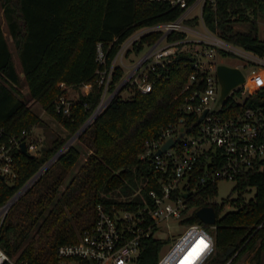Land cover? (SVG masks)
Returning a JSON list of instances; mask_svg holds the SVG:
<instances>
[{"label":"trees","instance_id":"1","mask_svg":"<svg viewBox=\"0 0 264 264\" xmlns=\"http://www.w3.org/2000/svg\"><path fill=\"white\" fill-rule=\"evenodd\" d=\"M7 28L0 18V145H11L15 137L26 142V133L40 126L42 119L27 104L22 82L30 97L67 130L33 155L13 144L12 172L0 176V207L6 204L62 145L87 121L103 92L99 84L96 44L112 43L106 56L110 65L120 43L136 28L174 19L178 9L151 0H0ZM264 15V0H216V7L204 9L206 24L223 30L232 45L264 58V39L258 35V18ZM235 23H248L237 30ZM7 36L16 49L22 74L17 72ZM159 32L143 35L128 53L140 54ZM183 36L173 31L167 39ZM115 39V40H114ZM185 53L165 68L149 72L155 80L152 90L116 94L61 154L9 206L0 221V245L16 261L25 264H56L57 248L77 241L93 224L96 205L134 208L148 200V190H159L157 170L139 155L147 138L175 117L178 91L193 70ZM125 73L115 67L108 86L113 91ZM89 91L70 100L68 112L57 107V98L67 90L59 84ZM224 105L236 109L264 107V86L244 103L233 98ZM227 108V107H226ZM228 115V114H225ZM23 130L25 132H23ZM264 162V161H263ZM14 172V173H13ZM255 188L253 198L245 193ZM235 197L217 202L216 185L202 188L188 198L192 214L182 222H200L214 235V250L204 264H238L252 252L253 264H264V169L258 165L236 180ZM226 205L231 209L225 210ZM211 206L215 222L206 224L196 210ZM165 240L150 236L143 240L135 264H157ZM232 249L225 260L223 255Z\"/></svg>","mask_w":264,"mask_h":264},{"label":"built area","instance_id":"2","mask_svg":"<svg viewBox=\"0 0 264 264\" xmlns=\"http://www.w3.org/2000/svg\"><path fill=\"white\" fill-rule=\"evenodd\" d=\"M151 1L164 2L170 8L178 9L179 14L169 21L136 28L120 43L110 65H106V56L112 43L106 47L102 42L96 44L95 72L104 89L94 111L99 109L98 113L101 112L112 99H109L110 95L120 86L116 94L126 89L150 92L155 82L150 78V70L157 66L165 68L178 61L180 53L187 55L185 58L191 61L193 70L175 96V117L156 135L145 140L139 155L156 168L160 188L148 190L149 199L134 208L112 206L108 210L102 204L96 205L93 224L83 230L77 241L58 246L56 264H135L143 249V240L155 237L154 234L164 227L170 229L172 221L183 226V231L176 237L172 235L171 239L175 238V241L162 256L160 254L157 264H185L183 259L191 258L187 253L194 252L193 243L201 240L207 243V247L192 264H204L214 250L215 239L206 225L182 222L194 210V207H188V198L202 188L214 184L217 187L220 179L236 181L256 165L264 169V107L236 109L233 105H226L227 108L224 105L228 98L242 104L264 86L261 81L255 88H250V78L264 72V58L232 45L223 37L219 26L212 29L206 24L204 9H215L216 0ZM173 31L182 32L183 36L168 40V34ZM151 32H159L160 36L146 44L140 54L128 53L135 42ZM127 54H131L128 59ZM234 56L243 59L242 66L249 74L245 75L236 65L242 71L244 81L220 101L217 66L224 63L219 59ZM127 60L133 61L131 68L127 73L125 70L116 88L109 91L115 67L126 66L124 61ZM59 85L65 87L63 82ZM83 86L89 91L91 84ZM57 107L68 112L69 102L64 94L58 97ZM170 138L173 144L159 153L158 150ZM10 142L11 145H0V174L3 176L12 172L11 146L19 147L21 143L15 137ZM25 144L29 153L39 149L35 151L37 146L33 141ZM184 193L189 194L184 196ZM6 204L0 207V214L6 213L9 208H5ZM2 218L0 215V221ZM228 263L229 260L225 264ZM0 264L25 262L16 261L0 245Z\"/></svg>","mask_w":264,"mask_h":264},{"label":"rangeland","instance_id":"3","mask_svg":"<svg viewBox=\"0 0 264 264\" xmlns=\"http://www.w3.org/2000/svg\"><path fill=\"white\" fill-rule=\"evenodd\" d=\"M0 18L2 19L3 29L5 33L7 34V28H6V24L4 21L1 7H0ZM234 27L237 30H246L249 28V24L248 23H235ZM258 28H259V31H258L259 37L264 39V15H260L258 18ZM7 41H8L9 47L12 52V56L14 59L17 72L21 75L22 72H21V67H20V63L18 60V55H17L16 49L14 47L13 41L10 36H7ZM130 55L127 54V59L129 58ZM242 61L243 59H241L240 56H234L230 58L225 57V58L219 59V62H223L224 64H227V65H231V66L238 65L243 71V73L245 75H248L249 71L247 68L242 66ZM132 62L133 61H129V60L124 61V64L126 66H124L123 68L124 70H126V73H127L128 68L129 69L131 68L132 65L130 64ZM254 77H255V80L254 79L251 80L250 78L251 89H253L257 83L264 81V72H261L259 73V75H256ZM61 88L67 90L64 96H65V99L69 102V104H70V100L76 99L79 93H82V92L85 93L87 91L86 87L84 86H81L80 88H76V87H68V85L65 84V87H61ZM22 90L25 93L27 104L30 105L33 108V110H35L42 119V124L40 126H34L31 129V131L26 133L27 135L26 141L28 142L33 141L36 143L37 148L35 149V151L38 148L40 149L42 146L46 145L52 137L57 136V135L65 136L68 133L65 127L62 124H60L57 120H55L50 114H48L38 102L34 101L30 97L29 93L27 92V87L24 81L22 82ZM130 93H131V90L126 89L124 91H121L119 94L122 97L127 98L130 95ZM63 113H67V112H63ZM39 149L37 151H39ZM32 153L34 154V152ZM235 184H236V181L233 179H220L217 183V194L215 196V200L220 203L223 200L228 199L229 197H235L236 193L235 191H233ZM254 194H255V188H251L250 191L245 193V196L247 197V199L253 198ZM229 209H231L230 205H226L225 210H229ZM0 215L2 218L4 213ZM183 228H184L183 226H180L179 224H176L174 221H172V226L170 229H167L164 227L154 234L156 238L166 241L164 242V245L161 248V251H160L161 256L169 249V247L175 241V238L171 239L172 235L175 234V237H176V234L181 233L183 231ZM251 257H252V252L246 254L238 262V264H253Z\"/></svg>","mask_w":264,"mask_h":264},{"label":"water","instance_id":"4","mask_svg":"<svg viewBox=\"0 0 264 264\" xmlns=\"http://www.w3.org/2000/svg\"><path fill=\"white\" fill-rule=\"evenodd\" d=\"M217 77L220 83V101H223L229 91L235 87L236 85L242 83L244 81V76L242 71L235 66H230L226 64H219L217 66ZM121 88L118 87V89L112 93L109 97V99L113 98L118 90ZM99 110V109H98ZM97 111L92 112L90 117L87 119V121L62 145V147L38 170V172L29 179V181L8 201V203L5 205L6 207H9L14 200L27 188L29 187L32 182L46 169V167L52 163L60 154L62 151H64L76 138L77 136L82 132V130L93 120V118L96 116L98 113ZM201 119L198 118V121ZM173 144V139L170 138L168 139L162 147L158 150L160 153L162 150L167 149ZM20 150L25 153V154H30L33 155V153H29L26 149V144L24 141L20 143ZM2 177L3 175L0 174ZM189 193H184V196H188ZM196 215L199 217L200 220H202L206 224H212L215 222V211L213 207L211 206H203L197 209ZM232 249H228L226 253L223 255L222 260H225L227 255L230 253Z\"/></svg>","mask_w":264,"mask_h":264},{"label":"snow or ice","instance_id":"5","mask_svg":"<svg viewBox=\"0 0 264 264\" xmlns=\"http://www.w3.org/2000/svg\"><path fill=\"white\" fill-rule=\"evenodd\" d=\"M201 247L195 249L193 254H191L190 259H186L185 264H192V262L199 257V255L203 252V250L207 247V243L203 240L200 241Z\"/></svg>","mask_w":264,"mask_h":264},{"label":"bare ground","instance_id":"6","mask_svg":"<svg viewBox=\"0 0 264 264\" xmlns=\"http://www.w3.org/2000/svg\"><path fill=\"white\" fill-rule=\"evenodd\" d=\"M255 80V77L253 76V77H251V80ZM250 88H251V85H250ZM255 88V87H254ZM201 247V244H200V242L199 241H196L195 243H193V250H195V249H198V248H200ZM187 256H189V257H191V254H190V252L189 253H187ZM183 261H186V259H183ZM182 261V262H183Z\"/></svg>","mask_w":264,"mask_h":264}]
</instances>
